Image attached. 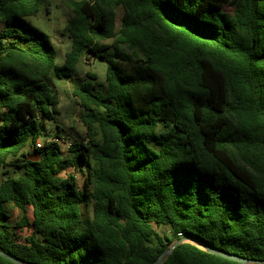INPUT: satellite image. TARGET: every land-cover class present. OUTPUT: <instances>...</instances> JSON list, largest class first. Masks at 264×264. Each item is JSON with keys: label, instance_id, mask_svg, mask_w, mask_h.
Segmentation results:
<instances>
[{"label": "trees", "instance_id": "trees-1", "mask_svg": "<svg viewBox=\"0 0 264 264\" xmlns=\"http://www.w3.org/2000/svg\"><path fill=\"white\" fill-rule=\"evenodd\" d=\"M41 10L46 0H0V169L23 157L0 181V251L27 264H151L191 237L264 261V0H73L60 64L25 19ZM84 57L105 64L103 81L74 78ZM52 77L74 79L84 128L66 155L52 140L62 127L49 137L46 124ZM162 264L242 263L184 242Z\"/></svg>", "mask_w": 264, "mask_h": 264}, {"label": "rangeland", "instance_id": "rangeland-1", "mask_svg": "<svg viewBox=\"0 0 264 264\" xmlns=\"http://www.w3.org/2000/svg\"><path fill=\"white\" fill-rule=\"evenodd\" d=\"M71 1L73 0H46L48 10H41L36 16L26 17V21L33 27L46 33L52 42L56 51V63H62L65 52L69 49L70 39L63 31V27L66 24L67 18L72 14ZM224 9L230 10V7L224 6ZM121 9H116L115 28L119 27ZM2 22H0V28ZM87 71L94 72L97 75L99 81H103L105 64L98 60H93L87 57L81 59L78 63L75 73V79L84 77ZM74 79L59 80L56 78H50V84L53 86L54 91L58 96V112L55 115L56 122L47 121V128H49V137L55 133L56 126H61L64 139L59 140L60 150L63 154H67L68 146L71 141L76 138L79 139L83 135L84 128L77 119V115L80 111V107L76 99L71 94L72 82ZM53 140V139H52ZM43 141V140H42ZM40 139V142H42ZM26 151L32 153L31 148H26ZM23 160V157L12 159L8 165L0 169V181L8 175L17 173L19 168L15 164H18ZM74 174L77 178L78 184L81 185L84 176L83 174L74 169L73 167H67L60 172L61 176L68 174ZM84 213L89 214V207H84ZM30 213L28 212V215ZM20 216V211L16 208L11 209V219L14 221ZM158 231H167L166 227H158ZM26 230L22 233L26 234ZM21 233V234H22Z\"/></svg>", "mask_w": 264, "mask_h": 264}, {"label": "water", "instance_id": "water-1", "mask_svg": "<svg viewBox=\"0 0 264 264\" xmlns=\"http://www.w3.org/2000/svg\"><path fill=\"white\" fill-rule=\"evenodd\" d=\"M184 242H190L192 244L199 246L200 248L204 249L205 251H207L211 254L220 256L222 258H225L227 260H231L234 262H238V263H242V264H264V261L253 262L250 259L245 258L243 256H239V255L232 254L229 252L217 251V250H214L212 248L205 247V246L197 243L191 237H181L178 240H176L175 242H173L166 250L162 251L151 264H162V262L170 255V253L172 252L174 247H176L178 244L184 243ZM0 256L7 259L8 261H10L14 264H27L25 262H22L16 258L4 253L3 251H0Z\"/></svg>", "mask_w": 264, "mask_h": 264}, {"label": "built area", "instance_id": "built-area-1", "mask_svg": "<svg viewBox=\"0 0 264 264\" xmlns=\"http://www.w3.org/2000/svg\"><path fill=\"white\" fill-rule=\"evenodd\" d=\"M54 141H56V142H58L59 143V140L60 139H58V138H52ZM42 141V140H41ZM42 144H43V141L42 142H40V140H37L36 141V143H35V145L37 146V147H40V146H42Z\"/></svg>", "mask_w": 264, "mask_h": 264}]
</instances>
